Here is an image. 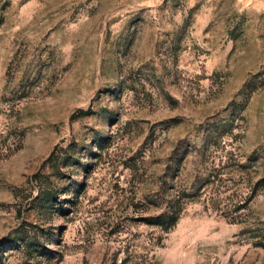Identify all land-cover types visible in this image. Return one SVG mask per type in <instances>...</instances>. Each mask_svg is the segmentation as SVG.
Instances as JSON below:
<instances>
[{
	"label": "rangeland",
	"instance_id": "obj_1",
	"mask_svg": "<svg viewBox=\"0 0 264 264\" xmlns=\"http://www.w3.org/2000/svg\"><path fill=\"white\" fill-rule=\"evenodd\" d=\"M0 264H264V0H0Z\"/></svg>",
	"mask_w": 264,
	"mask_h": 264
},
{
	"label": "trees",
	"instance_id": "obj_2",
	"mask_svg": "<svg viewBox=\"0 0 264 264\" xmlns=\"http://www.w3.org/2000/svg\"><path fill=\"white\" fill-rule=\"evenodd\" d=\"M186 197H189V194L187 190H184L171 199L164 212L144 218L142 221L148 225L160 227L163 231H170L178 224L181 218L184 211V201Z\"/></svg>",
	"mask_w": 264,
	"mask_h": 264
}]
</instances>
